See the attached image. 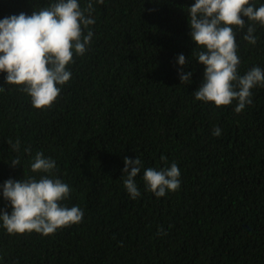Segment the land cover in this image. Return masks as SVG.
<instances>
[{"label":"trees","instance_id":"16d2710c","mask_svg":"<svg viewBox=\"0 0 264 264\" xmlns=\"http://www.w3.org/2000/svg\"><path fill=\"white\" fill-rule=\"evenodd\" d=\"M54 2L0 0V20ZM78 2L83 9L88 0ZM194 3L93 0L95 24L84 30L92 40L67 66L71 79L50 108L35 109L0 73V211L12 210L4 182L49 175L31 171L41 152L55 161L50 178L71 189L62 206L84 213L80 224L48 236L9 234L0 221V264H264V87L251 90L252 104L240 113L237 101L217 108L195 99L205 67L190 36ZM242 18L245 28L233 29L240 76L264 70V27ZM249 25L255 45L243 39ZM181 72L192 73L191 84H181ZM136 157L141 195L132 199L123 169ZM173 162L180 189L157 198L144 171Z\"/></svg>","mask_w":264,"mask_h":264},{"label":"clouds","instance_id":"9594fccd","mask_svg":"<svg viewBox=\"0 0 264 264\" xmlns=\"http://www.w3.org/2000/svg\"><path fill=\"white\" fill-rule=\"evenodd\" d=\"M103 4L104 0H95ZM93 0L81 8L78 0H56L50 6L33 10L31 15L20 13L0 20V73H6V84L21 88L31 98L37 109L50 108L58 99L61 87L71 79L67 66L73 63L74 55L83 56L92 40L93 32L84 30L95 24L91 17ZM190 36L196 44L197 61L205 67L203 82L194 92L195 99L212 103L217 108L227 107L237 101L235 112H242L252 104V89L264 87V70L253 67L245 75L238 74L240 57L233 29L243 30L245 20L264 27V5L256 7L253 0H195L189 8ZM255 28L247 27L243 39L255 45ZM195 51V49H194ZM184 55L178 64H189ZM192 73H180L181 84H191ZM4 87H0L3 92ZM221 129L213 135L219 137ZM19 151L17 141L11 146ZM30 152V149H25ZM165 158L161 157L163 161ZM20 164L17 157L11 167ZM124 187L132 199L138 198L135 178L143 167L142 160H124ZM56 167L55 161L37 152L31 163L33 173H44L39 180H12L4 182L2 194L11 206V213L0 211V221L9 234L36 232L53 235L62 228L78 225L84 213L78 206H62L70 196L69 185L60 179L50 178ZM180 170L175 162L161 170L147 168L143 180L147 189L157 198L167 192L180 189ZM161 231H163L161 229Z\"/></svg>","mask_w":264,"mask_h":264},{"label":"bare ground","instance_id":"6f19581e","mask_svg":"<svg viewBox=\"0 0 264 264\" xmlns=\"http://www.w3.org/2000/svg\"><path fill=\"white\" fill-rule=\"evenodd\" d=\"M154 9V8H153Z\"/></svg>","mask_w":264,"mask_h":264}]
</instances>
